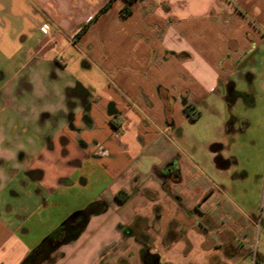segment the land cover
I'll return each mask as SVG.
<instances>
[{"label": "crops", "instance_id": "1", "mask_svg": "<svg viewBox=\"0 0 264 264\" xmlns=\"http://www.w3.org/2000/svg\"><path fill=\"white\" fill-rule=\"evenodd\" d=\"M72 46L103 86L77 74ZM261 63L264 0H0V264L34 248L10 213L18 198L50 197L86 160L110 178L106 209L54 264L248 263L255 213L234 198L249 173L226 133L250 122L188 133L204 111L229 113Z\"/></svg>", "mask_w": 264, "mask_h": 264}, {"label": "rangeland", "instance_id": "2", "mask_svg": "<svg viewBox=\"0 0 264 264\" xmlns=\"http://www.w3.org/2000/svg\"><path fill=\"white\" fill-rule=\"evenodd\" d=\"M72 49H74V46H72ZM75 49L74 52H69L74 55L75 61L78 60V64L75 62L77 64L75 67L77 68L78 65L80 67L77 74L87 72L86 76H81L85 81H94L98 87L103 86V79L99 77L96 67L88 71L82 69L80 51L77 47ZM237 91V93L240 92L238 94L239 98L231 106L229 113L223 104L219 106L218 112L204 111L203 117L197 123L191 125L188 134L205 140L210 134L208 126L214 121L222 120L224 117L227 121L224 124V130L229 129L228 125L231 118L245 119L250 122L244 132H240L238 126L228 130L226 136L235 142L234 145L233 142L231 143L229 149L240 156L241 168L249 173V181L246 184L247 196L245 195L242 199L237 197L234 200L239 205L240 210L255 213L254 219L256 222L249 262L244 263L238 258L235 263L256 264L258 253L262 252L264 245V63L259 64V68L252 79L242 76L238 80ZM72 173L69 177L67 176L68 178L64 180L58 190L50 193V197L47 196L49 191L38 194L35 188L32 187L18 198L19 200L16 202L19 203L13 206L10 213L17 220L19 219L18 221L24 223L21 230H28L25 236L33 240V247L37 246L75 212L87 209L90 203H94L102 195L110 181L103 167L90 160H86L77 166ZM11 191V189H8V192H6L8 200L11 199ZM230 195L231 197L234 196ZM44 196L48 202L47 206L43 203ZM96 215H91V218ZM20 217H25V219L21 220ZM63 251L66 253V250ZM67 252L70 253L71 250H67ZM215 260H217L216 264H231L226 257ZM162 261L165 262L164 258Z\"/></svg>", "mask_w": 264, "mask_h": 264}, {"label": "trees", "instance_id": "3", "mask_svg": "<svg viewBox=\"0 0 264 264\" xmlns=\"http://www.w3.org/2000/svg\"><path fill=\"white\" fill-rule=\"evenodd\" d=\"M135 1L137 0H127L129 4ZM121 13L123 16H127L131 13V9L129 6H125L122 8ZM126 197H128L126 191H120L116 195L120 202H124ZM105 209L106 206L103 202L95 201L87 209L78 211L76 215H71L37 246L31 249L20 264H54L60 256V248L76 241L87 227L91 215L100 214ZM154 256L158 257L157 255Z\"/></svg>", "mask_w": 264, "mask_h": 264}, {"label": "flooded vegetation", "instance_id": "4", "mask_svg": "<svg viewBox=\"0 0 264 264\" xmlns=\"http://www.w3.org/2000/svg\"><path fill=\"white\" fill-rule=\"evenodd\" d=\"M142 257L145 259L147 264H158V258L152 254L144 253Z\"/></svg>", "mask_w": 264, "mask_h": 264}, {"label": "built area", "instance_id": "5", "mask_svg": "<svg viewBox=\"0 0 264 264\" xmlns=\"http://www.w3.org/2000/svg\"><path fill=\"white\" fill-rule=\"evenodd\" d=\"M42 30L44 31V32H48V30H49V28H48V26L47 25H44L43 27H42ZM61 59H62V57H61Z\"/></svg>", "mask_w": 264, "mask_h": 264}, {"label": "water", "instance_id": "6", "mask_svg": "<svg viewBox=\"0 0 264 264\" xmlns=\"http://www.w3.org/2000/svg\"><path fill=\"white\" fill-rule=\"evenodd\" d=\"M76 214H77V212L74 213V215H76Z\"/></svg>", "mask_w": 264, "mask_h": 264}]
</instances>
